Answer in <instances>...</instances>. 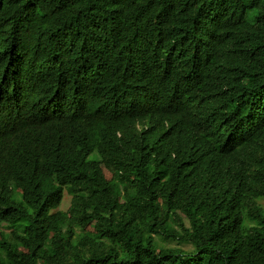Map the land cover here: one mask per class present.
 I'll return each mask as SVG.
<instances>
[{
  "label": "trees",
  "instance_id": "1",
  "mask_svg": "<svg viewBox=\"0 0 264 264\" xmlns=\"http://www.w3.org/2000/svg\"><path fill=\"white\" fill-rule=\"evenodd\" d=\"M261 201L264 0H0V264H264Z\"/></svg>",
  "mask_w": 264,
  "mask_h": 264
},
{
  "label": "rangeland",
  "instance_id": "2",
  "mask_svg": "<svg viewBox=\"0 0 264 264\" xmlns=\"http://www.w3.org/2000/svg\"><path fill=\"white\" fill-rule=\"evenodd\" d=\"M44 19L42 17H40L38 14H34L32 17V22L34 24V26L36 27H40L43 24ZM97 164L99 165L103 176L106 179H109L112 176V168L110 167V165L108 163H106L105 161L101 160L99 157H95ZM262 204H264L263 201H261ZM65 202L62 203L61 207H65L64 206ZM88 230H90V228H87ZM91 231V230H90ZM170 245H175V242H171ZM184 248H187V246H183Z\"/></svg>",
  "mask_w": 264,
  "mask_h": 264
}]
</instances>
